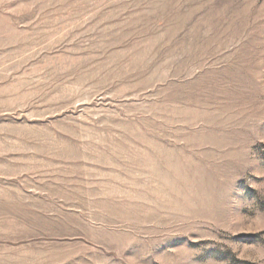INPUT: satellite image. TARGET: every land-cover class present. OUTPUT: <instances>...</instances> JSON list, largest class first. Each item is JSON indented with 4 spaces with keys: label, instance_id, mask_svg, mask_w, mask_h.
<instances>
[{
    "label": "rangeland",
    "instance_id": "rangeland-1",
    "mask_svg": "<svg viewBox=\"0 0 264 264\" xmlns=\"http://www.w3.org/2000/svg\"><path fill=\"white\" fill-rule=\"evenodd\" d=\"M0 264H264V0H0Z\"/></svg>",
    "mask_w": 264,
    "mask_h": 264
}]
</instances>
